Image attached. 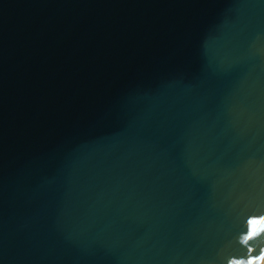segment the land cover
Returning <instances> with one entry per match:
<instances>
[{
    "label": "water",
    "instance_id": "obj_1",
    "mask_svg": "<svg viewBox=\"0 0 264 264\" xmlns=\"http://www.w3.org/2000/svg\"><path fill=\"white\" fill-rule=\"evenodd\" d=\"M262 257L264 0H0V264Z\"/></svg>",
    "mask_w": 264,
    "mask_h": 264
},
{
    "label": "snow or ice",
    "instance_id": "obj_2",
    "mask_svg": "<svg viewBox=\"0 0 264 264\" xmlns=\"http://www.w3.org/2000/svg\"><path fill=\"white\" fill-rule=\"evenodd\" d=\"M253 223H255V222H253ZM262 259H264V257H262ZM249 264H252V262H249Z\"/></svg>",
    "mask_w": 264,
    "mask_h": 264
}]
</instances>
